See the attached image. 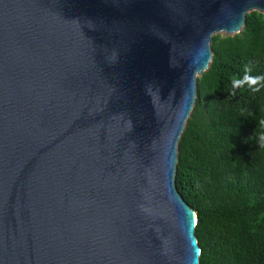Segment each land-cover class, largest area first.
I'll return each mask as SVG.
<instances>
[{
  "label": "water",
  "instance_id": "1",
  "mask_svg": "<svg viewBox=\"0 0 264 264\" xmlns=\"http://www.w3.org/2000/svg\"><path fill=\"white\" fill-rule=\"evenodd\" d=\"M264 0H0V264H200L179 146L215 35Z\"/></svg>",
  "mask_w": 264,
  "mask_h": 264
},
{
  "label": "trees",
  "instance_id": "2",
  "mask_svg": "<svg viewBox=\"0 0 264 264\" xmlns=\"http://www.w3.org/2000/svg\"><path fill=\"white\" fill-rule=\"evenodd\" d=\"M211 51L177 185L197 213L200 264H264V13L249 12L239 34L215 35Z\"/></svg>",
  "mask_w": 264,
  "mask_h": 264
},
{
  "label": "rangeland",
  "instance_id": "3",
  "mask_svg": "<svg viewBox=\"0 0 264 264\" xmlns=\"http://www.w3.org/2000/svg\"><path fill=\"white\" fill-rule=\"evenodd\" d=\"M221 35H222V36H227L225 33H222ZM231 36H233V35H231Z\"/></svg>",
  "mask_w": 264,
  "mask_h": 264
},
{
  "label": "clouds",
  "instance_id": "4",
  "mask_svg": "<svg viewBox=\"0 0 264 264\" xmlns=\"http://www.w3.org/2000/svg\"><path fill=\"white\" fill-rule=\"evenodd\" d=\"M252 82L254 83L255 81L253 80Z\"/></svg>",
  "mask_w": 264,
  "mask_h": 264
}]
</instances>
